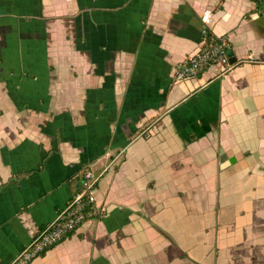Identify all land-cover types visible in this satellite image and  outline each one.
<instances>
[{"label":"crops","instance_id":"0c3cea01","mask_svg":"<svg viewBox=\"0 0 264 264\" xmlns=\"http://www.w3.org/2000/svg\"><path fill=\"white\" fill-rule=\"evenodd\" d=\"M86 171L102 215L32 264H264V0H0V264Z\"/></svg>","mask_w":264,"mask_h":264},{"label":"built area","instance_id":"2783aa9c","mask_svg":"<svg viewBox=\"0 0 264 264\" xmlns=\"http://www.w3.org/2000/svg\"><path fill=\"white\" fill-rule=\"evenodd\" d=\"M230 41L226 36L210 40L196 53L186 57L177 67L176 82L196 79L210 68H219L222 74L230 72L235 63L230 59ZM102 174L86 171L82 175L78 192L71 198L45 229H43L10 264H32L47 250L59 244L88 221L102 215V207L96 202L95 192Z\"/></svg>","mask_w":264,"mask_h":264},{"label":"water","instance_id":"95a60500","mask_svg":"<svg viewBox=\"0 0 264 264\" xmlns=\"http://www.w3.org/2000/svg\"><path fill=\"white\" fill-rule=\"evenodd\" d=\"M223 161H224V156L223 157L221 156V162L223 163Z\"/></svg>","mask_w":264,"mask_h":264},{"label":"trees","instance_id":"16d2710c","mask_svg":"<svg viewBox=\"0 0 264 264\" xmlns=\"http://www.w3.org/2000/svg\"><path fill=\"white\" fill-rule=\"evenodd\" d=\"M208 37V36H207ZM209 38V37H208Z\"/></svg>","mask_w":264,"mask_h":264}]
</instances>
